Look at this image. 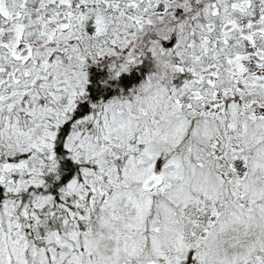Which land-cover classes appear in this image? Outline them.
<instances>
[{
  "label": "snow or ice",
  "instance_id": "obj_1",
  "mask_svg": "<svg viewBox=\"0 0 264 264\" xmlns=\"http://www.w3.org/2000/svg\"><path fill=\"white\" fill-rule=\"evenodd\" d=\"M0 264H264V0H0Z\"/></svg>",
  "mask_w": 264,
  "mask_h": 264
}]
</instances>
